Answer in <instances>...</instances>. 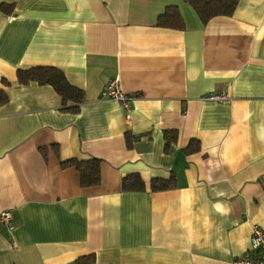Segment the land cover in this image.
Masks as SVG:
<instances>
[{"label": "crops", "instance_id": "1", "mask_svg": "<svg viewBox=\"0 0 264 264\" xmlns=\"http://www.w3.org/2000/svg\"><path fill=\"white\" fill-rule=\"evenodd\" d=\"M168 6L183 30L156 26ZM33 67L82 92L77 113L18 84ZM0 91V264H231L264 228V0L206 24L183 0H0ZM90 159L97 186L61 166ZM132 174L144 191L121 189Z\"/></svg>", "mask_w": 264, "mask_h": 264}, {"label": "trees", "instance_id": "2", "mask_svg": "<svg viewBox=\"0 0 264 264\" xmlns=\"http://www.w3.org/2000/svg\"><path fill=\"white\" fill-rule=\"evenodd\" d=\"M183 2L193 9L203 24H206L214 17H230L239 0H183ZM8 9L11 10L12 7H7L5 11ZM156 26L166 29L183 30L184 23L177 7H166L163 13L157 18ZM16 78L18 84L21 85L37 83L41 86L51 87L61 99V111L71 114L78 112L83 100V94L79 89L69 84L64 74L59 69L54 67H33L25 71L18 70ZM6 101V95L0 91V106ZM169 133L171 134L170 131L165 132L167 140L165 141V149L168 148L171 143L175 142L173 141L176 138L175 135L171 138V141H168L167 134ZM127 146L130 147L128 141ZM198 149V142L191 141L183 151L185 154H190L198 151ZM61 166L63 168L74 167L79 174V182L82 187L97 186L100 183L101 162L98 159H90L84 162L68 160L61 162ZM174 187V176H169L166 180L152 179L149 185L151 192L167 191ZM121 189L123 191L141 192L144 191L145 184L138 175L132 174L122 179Z\"/></svg>", "mask_w": 264, "mask_h": 264}, {"label": "built area", "instance_id": "3", "mask_svg": "<svg viewBox=\"0 0 264 264\" xmlns=\"http://www.w3.org/2000/svg\"><path fill=\"white\" fill-rule=\"evenodd\" d=\"M103 96L116 103H119L122 109L128 114L130 112V104L132 97L124 94L119 88L116 81L109 82L103 88ZM225 95L210 97L212 100L221 101L225 99ZM11 211L0 212V225L12 229ZM231 264H264V228L254 226L250 237V247L248 251Z\"/></svg>", "mask_w": 264, "mask_h": 264}]
</instances>
